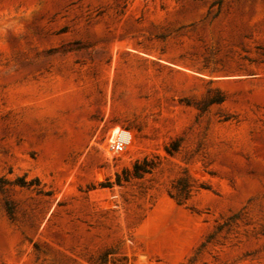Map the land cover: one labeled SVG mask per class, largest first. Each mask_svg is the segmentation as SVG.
<instances>
[{
	"label": "rangeland",
	"instance_id": "1",
	"mask_svg": "<svg viewBox=\"0 0 264 264\" xmlns=\"http://www.w3.org/2000/svg\"><path fill=\"white\" fill-rule=\"evenodd\" d=\"M0 264H264V0H0Z\"/></svg>",
	"mask_w": 264,
	"mask_h": 264
},
{
	"label": "built area",
	"instance_id": "2",
	"mask_svg": "<svg viewBox=\"0 0 264 264\" xmlns=\"http://www.w3.org/2000/svg\"><path fill=\"white\" fill-rule=\"evenodd\" d=\"M131 134L125 128L116 129L108 139V148L112 153L122 152L129 144Z\"/></svg>",
	"mask_w": 264,
	"mask_h": 264
},
{
	"label": "trees",
	"instance_id": "3",
	"mask_svg": "<svg viewBox=\"0 0 264 264\" xmlns=\"http://www.w3.org/2000/svg\"><path fill=\"white\" fill-rule=\"evenodd\" d=\"M135 167H136V163H135Z\"/></svg>",
	"mask_w": 264,
	"mask_h": 264
}]
</instances>
